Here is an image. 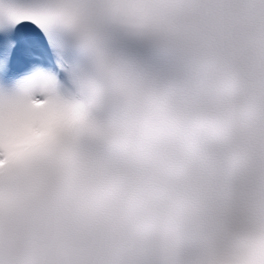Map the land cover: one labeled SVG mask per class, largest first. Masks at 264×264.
<instances>
[{
  "label": "snow or ice",
  "instance_id": "snow-or-ice-1",
  "mask_svg": "<svg viewBox=\"0 0 264 264\" xmlns=\"http://www.w3.org/2000/svg\"><path fill=\"white\" fill-rule=\"evenodd\" d=\"M21 30L29 59L15 67ZM0 264H264V0H0Z\"/></svg>",
  "mask_w": 264,
  "mask_h": 264
},
{
  "label": "clouds",
  "instance_id": "clouds-1",
  "mask_svg": "<svg viewBox=\"0 0 264 264\" xmlns=\"http://www.w3.org/2000/svg\"><path fill=\"white\" fill-rule=\"evenodd\" d=\"M59 123V117L51 112L17 111L6 115L0 124V149L6 157L19 158L51 139Z\"/></svg>",
  "mask_w": 264,
  "mask_h": 264
}]
</instances>
